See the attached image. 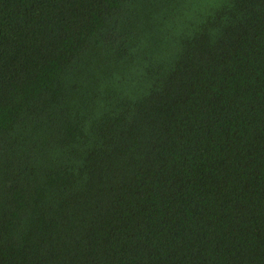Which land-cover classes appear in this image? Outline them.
I'll use <instances>...</instances> for the list:
<instances>
[{"label":"trees","instance_id":"16d2710c","mask_svg":"<svg viewBox=\"0 0 264 264\" xmlns=\"http://www.w3.org/2000/svg\"><path fill=\"white\" fill-rule=\"evenodd\" d=\"M0 264H264V0H0Z\"/></svg>","mask_w":264,"mask_h":264}]
</instances>
